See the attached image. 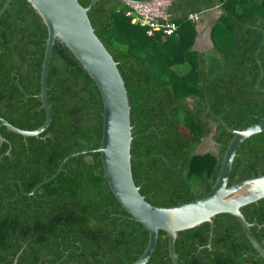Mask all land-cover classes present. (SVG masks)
<instances>
[{
  "label": "trees",
  "instance_id": "1",
  "mask_svg": "<svg viewBox=\"0 0 264 264\" xmlns=\"http://www.w3.org/2000/svg\"><path fill=\"white\" fill-rule=\"evenodd\" d=\"M215 9L212 45L197 49L202 18L190 16ZM130 10L122 0H100L89 17L128 88L134 179L150 203L176 206L211 190L234 136L229 127L264 121V0H170L166 10L178 25L171 36H149ZM47 36L30 3L12 0L0 19V117L21 129L46 118L39 94ZM48 86L52 122L40 136L0 129L7 139L0 141V264H14L21 250L17 264H131L149 231L109 186L93 151L102 139L101 93L59 40ZM210 137L216 150L201 151ZM83 150L53 178L67 156ZM262 174L264 132L240 146L229 185ZM243 212L264 247V198ZM214 225L211 247L209 223L179 233V264H264L236 217L219 214ZM147 264H172L165 231Z\"/></svg>",
  "mask_w": 264,
  "mask_h": 264
},
{
  "label": "water",
  "instance_id": "2",
  "mask_svg": "<svg viewBox=\"0 0 264 264\" xmlns=\"http://www.w3.org/2000/svg\"><path fill=\"white\" fill-rule=\"evenodd\" d=\"M27 1L38 12L48 29L39 94L42 107L46 112V118L40 127L26 130L0 117V129L5 126L8 130L24 137H37L50 126L52 106L48 99V75L54 45L59 40L78 59L101 93L103 101L102 139L100 146L93 151H98L101 155L105 177L109 186L123 208L131 214L134 220L141 222L149 231V241L143 254L131 264H147L149 262L156 249L160 230L165 231L169 238L172 264H179L176 241L181 231L209 223L210 238L208 246L211 247L215 226L214 218L223 213L236 217L247 238L264 258V247L251 229L256 223L249 222L243 212V207L264 198V174L229 185L234 160L240 146L251 136L264 132V121L243 129L228 128L234 136L225 152L216 182L204 196L176 206L164 207L150 203L141 193V187L137 185L133 174L132 143L134 136L128 88L118 62L97 35L89 17V11L100 0H92L88 6L82 5L79 0ZM122 1L127 4L144 2ZM11 2L12 0H5L0 9V19ZM198 30L200 33L199 27ZM208 36L211 46L210 33ZM0 141H7L1 132ZM87 152V150H83L67 156L53 178L62 171L64 164L72 156ZM6 154H9V151ZM21 252L22 250L15 257L14 264H17Z\"/></svg>",
  "mask_w": 264,
  "mask_h": 264
},
{
  "label": "built area",
  "instance_id": "3",
  "mask_svg": "<svg viewBox=\"0 0 264 264\" xmlns=\"http://www.w3.org/2000/svg\"><path fill=\"white\" fill-rule=\"evenodd\" d=\"M170 0H150L138 3H128L131 10L127 15L131 16L132 23L145 27L147 34L153 36L157 32H162L171 36L177 32L178 25L170 20L167 13V6ZM204 17V14L195 13L190 18L197 22Z\"/></svg>",
  "mask_w": 264,
  "mask_h": 264
},
{
  "label": "rangeland",
  "instance_id": "4",
  "mask_svg": "<svg viewBox=\"0 0 264 264\" xmlns=\"http://www.w3.org/2000/svg\"><path fill=\"white\" fill-rule=\"evenodd\" d=\"M220 12L221 10L215 9V10L210 11L208 15H205L202 18V22L198 26L200 28V33H199L197 42L195 44V48L204 49L205 47L210 46L211 42L208 36V34L210 33V24L212 21H214L219 16ZM200 150L201 151H209V150L215 151L216 150V146L212 140V137H210L208 140H205V142L200 147Z\"/></svg>",
  "mask_w": 264,
  "mask_h": 264
},
{
  "label": "flooded vegetation",
  "instance_id": "5",
  "mask_svg": "<svg viewBox=\"0 0 264 264\" xmlns=\"http://www.w3.org/2000/svg\"><path fill=\"white\" fill-rule=\"evenodd\" d=\"M198 44V43H197ZM199 44H201V43H199ZM199 46H201V45H199ZM207 48H209V46L208 47H205L203 50H205V49H207Z\"/></svg>",
  "mask_w": 264,
  "mask_h": 264
}]
</instances>
